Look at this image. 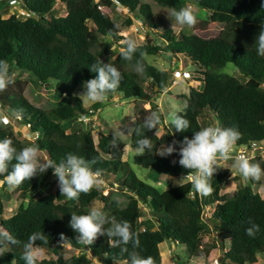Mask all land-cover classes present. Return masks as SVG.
<instances>
[{"label":"trees","instance_id":"trees-1","mask_svg":"<svg viewBox=\"0 0 264 264\" xmlns=\"http://www.w3.org/2000/svg\"><path fill=\"white\" fill-rule=\"evenodd\" d=\"M9 1L0 0V60L9 62L14 75L6 90L0 93V106L10 111L24 109V115L18 121L36 135L33 140H15V146L19 149L38 144L46 160L57 162L69 152L86 159L95 157L98 163L94 169L104 170V180L112 177L119 192L116 196H103L100 189L94 187L86 194L81 193L78 200L70 201L56 200L61 196L60 191L37 194L25 205L18 204L7 218L2 216L3 205L0 203V232L7 231L15 238L27 241L31 233L43 231L48 242L37 243L42 247L56 243L57 252L54 258H40L37 264H89L84 252L63 256L59 244L61 234L71 240L67 244L69 248L87 251L101 264H123L127 256H121L119 248L110 246L107 237H98L92 245L85 246L75 241L76 233L69 227L72 212L86 214L88 204L98 200L100 209L109 219L114 217L117 221L131 223L140 240L137 251L142 256H152L155 264H162L158 250L162 241L182 245L189 258L205 257L218 244L223 251L221 264L225 261L256 264V254L264 253V198L259 193L252 191L249 184L236 188L231 195L220 193L229 176L227 168L215 173L211 180L214 191L208 196H201L187 181L182 187L175 185L156 190L138 179L126 160H120L119 149L123 144L114 132L107 130L101 133L93 143L90 129H82L77 122L81 115L91 113L88 112L90 108L85 107L73 92L78 83L94 78L95 74L88 69L90 64L99 59L104 63L110 62L121 71L123 79L120 87L107 97L118 94L146 102L148 108L135 107L134 122L139 125L151 111H159L155 106L156 97H150L143 90L142 83L148 81L156 88L154 93H159L169 82L166 70L157 69L144 59L143 72L138 73L135 64L141 59L139 53L154 55L165 51L172 56L181 54L196 66L201 75L200 88L190 87L181 96L185 100L183 107L175 111L190 121V128L177 132L169 123L162 122L159 135H155V130H145L144 135L151 138L153 146L158 148L162 143L192 138L195 131L214 126L217 122L222 127H235L241 133L234 146L258 143L264 139V57L257 55L253 45L261 26H264V9L261 8L264 0H153L159 6L175 9H179L184 1L194 2L197 9L207 12L208 22L215 33L202 36L199 33L204 30L202 24L193 26L194 31L189 34H174L165 29L159 34L165 42L163 46L148 40L137 44V52L131 61L122 59L121 50L114 55L106 54L109 46L101 43L102 37L108 36L112 41L123 38L108 35L117 24L101 12L100 7L118 4L152 29L155 23L146 2L16 0L19 8L33 13V16L18 17L10 13ZM55 2L63 4V15L50 14ZM87 21L93 24V30L87 26ZM130 24L131 19L126 17L123 26ZM226 63H230L241 78L221 72ZM21 73L30 74L44 88L63 95L62 102L47 109L31 104L23 96L22 85L16 75ZM7 135V130L0 125V139ZM136 139L134 135L129 137L131 148L135 149ZM111 153L115 156L109 158ZM260 157L257 155L249 160L257 159L262 165ZM130 160L135 165L170 177L186 174L178 163H172L179 160L176 154L160 157L153 150L152 153L133 155ZM51 171L48 169L44 174L26 180L15 190L21 197L29 193L34 195L48 180ZM139 202L148 205L151 219L138 220ZM206 206H212V211L203 220L202 211ZM206 221L213 222L215 243L202 241L207 230ZM250 221L260 226L254 238L245 234ZM21 252L20 246L10 245L0 256V264H11L13 259L16 264H24L20 259ZM174 263L188 264L180 263L177 256Z\"/></svg>","mask_w":264,"mask_h":264},{"label":"clouds","instance_id":"clouds-1","mask_svg":"<svg viewBox=\"0 0 264 264\" xmlns=\"http://www.w3.org/2000/svg\"><path fill=\"white\" fill-rule=\"evenodd\" d=\"M196 8L197 4L189 2L179 10L171 9L169 15L175 21V24L172 23V30L176 24L189 28L195 26L197 23ZM261 8L264 9V3L261 4ZM118 29L119 25H115L108 35L113 37L118 35ZM121 43L126 45L121 49L122 59L131 61L137 52L136 41L127 39ZM253 48L259 57H264V26H261ZM139 55L141 59L136 61L135 70L142 73V59L147 53L141 51ZM88 69L95 76L82 82V92L78 98L83 104L104 102L109 93L115 92L120 87L123 79L122 73L114 64L104 63L99 59L90 64ZM175 72L184 73L183 70ZM11 82L10 64L7 60H0V92L6 90ZM23 115L24 109L22 108L14 109L7 114L0 112V124L6 126L10 123L11 118L19 120ZM80 119L87 120L88 117L81 115ZM164 122L173 126L177 132H185L190 128V121L177 112H170L164 118ZM161 123V113L154 110L145 116L141 124L137 125L133 121L134 126L126 128L127 135L121 130L116 135L137 137L134 151L139 155H144L145 152L152 153L153 150H155V155L160 157L178 155L179 160H173L172 163L174 165L178 163L186 170V174L181 175L179 180L175 181L178 187H182L187 181L191 182L193 189L201 196L210 195L214 191L211 180L219 168L218 160L232 159V167L245 179L259 181L264 175V169L259 163H251L248 158L233 153L235 151H233V146L241 138V133L237 128L222 127L217 122L214 126H207L195 131L192 138L184 137L182 141L174 140L171 144L162 143L157 149L153 146L151 138L145 136L144 133L145 130L147 132L155 130V135H159ZM239 146H235L236 149ZM40 153L41 149L38 144L18 149L11 137L6 136L0 139V176L3 177L0 179V185L7 184L10 189H15L26 180L30 181L32 178L44 174L48 169H52V174L58 180L61 196L69 200H78L81 193L86 194L94 187L98 188L104 183V170L94 169V165L98 163L95 157L86 159L69 152L57 162L51 159H40ZM10 166L11 171H9ZM106 225L108 226L106 227ZM69 227L76 233L75 241L85 246L92 245L98 237H107L110 246L119 248L121 256H127L123 264H155L152 256L145 257L137 251L140 248V240L132 230L131 223L127 220L117 221L114 217L109 219L100 208L93 206L86 214L72 212ZM259 231L260 226L250 221L249 227L245 229V234L254 238ZM37 241L47 243L48 237L43 231H37L31 233L27 241H21L7 231H2L0 232V256L5 254L10 245L20 246L22 248L20 259L24 261V264H37V261L44 255V248ZM70 242L71 240L63 234L60 235V247H64ZM11 264H16V260L13 259Z\"/></svg>","mask_w":264,"mask_h":264},{"label":"rangeland","instance_id":"rangeland-1","mask_svg":"<svg viewBox=\"0 0 264 264\" xmlns=\"http://www.w3.org/2000/svg\"><path fill=\"white\" fill-rule=\"evenodd\" d=\"M141 1L148 3L150 6L152 12V20L155 23V26L152 29H148V27L144 26L143 23L139 21L134 15L128 12L126 8L118 4L113 3L109 7H100L101 12L106 13L117 25H119L120 32L118 35L122 36L123 38L118 41H112L108 36L102 37L101 43L109 46V52H107L106 54H116L119 50L122 49L123 43H121V41L127 39H133L137 44H141L148 40L153 44H159L160 46H163L165 42L159 37V34L162 32L159 31L161 29H170L174 34H177L178 32L189 34L194 31L193 27L189 28L187 26H180L178 24H176L174 29L172 30V23L175 24V21L172 20L169 15L171 9H173L172 7L159 6L153 0ZM187 3L189 2L184 1L181 7L186 5ZM8 6L10 13H14L16 16L21 17V15H19L20 8L17 3H10V5L8 4ZM64 12L65 9L63 4L55 2L50 11V14L63 15ZM195 14L197 18L196 24H202L204 26V30L199 33L202 36L213 35L215 33L214 28L208 22L207 12L196 8ZM168 16L171 21L168 19ZM126 17H129L131 19V24L129 26H123V20ZM86 24L90 29H94V26L91 22L87 21ZM195 31L197 32V29ZM143 59L148 64L156 67L157 69L166 70L169 73L168 80L170 79V76H176L173 82H168V85L159 93H154L156 88L154 86H151L148 81L142 83L143 90L150 97H156V99L154 100L155 106L162 114V122L167 123L164 122V118H166L170 112H175L183 107L185 100L181 96L185 95L190 87L200 88L201 82L199 81V78L201 75L198 73V69L196 68V66L193 65V63L188 58L181 54L172 56L169 52L158 51L154 55L144 56ZM176 70H183L184 73L181 74H184L186 76H180V78H178V73H175ZM220 71L241 78V76L230 63H226ZM16 75L18 77V80H20L21 82L23 96L34 106L41 109H47L62 102L64 98L63 95L53 92L52 89L44 88L41 84L34 80L30 74L21 73L19 75ZM81 92L82 82L78 83L73 92V95L78 97ZM83 105L90 108L91 113H88L87 120L79 119L77 120V122L82 129H90L93 143L97 141L98 136L101 133H105L107 130L112 131L115 134H117L121 130L125 133V135H127L126 128L128 126H133L132 122L134 121L135 107L148 108V104H146V102H144L143 100L134 97H122V95H118V99L116 100H110L109 97H107L104 102L88 103ZM0 112L7 114L11 111L6 107L0 106ZM0 125L7 130V137H11L13 141H22L23 139L33 140L34 138H36L35 133L30 132L27 126L22 125L17 119L11 118L10 123L6 126L2 124ZM160 133L161 130L159 128V134ZM129 137L130 136H119L123 144V146L119 149V157L120 160H126L128 162L129 167L135 174V176L144 183L153 186L158 191H162L168 186H175V181L179 180L180 176L170 177L162 173H156L150 168L135 165L131 162V157L133 155L139 154L134 151V148H131L129 146ZM260 146L263 148V154L262 158L260 157L261 159L259 160L262 162L261 168L264 169V140L260 143ZM234 150H236L235 146H233V151ZM113 156H115V154L113 153L108 155L109 158H112ZM40 159L46 160V155L43 151H41L40 153ZM250 162L258 163L257 159L250 160ZM217 164L219 166L217 171L223 168H227L229 170V176L225 182L224 187L219 190L220 193L231 195L236 188L241 187L245 184H249L252 191L259 193V195L264 198V175L261 176L259 181L254 180V182L250 183L247 179L243 178L235 168L232 167V159H229L227 161L218 160ZM112 180V177H109L108 179L104 180V183L101 186L98 187L103 196H107L108 194H111V196H116V194L119 192L115 184H113ZM56 191H60L58 187V180L52 173L45 184L39 190H37L34 195L32 193H29L25 197H21V195L15 189H10L7 184H2L0 185V203L3 205L2 216L4 218H7L15 211L18 204L25 205L29 198L34 197L37 194H55ZM56 200L70 201L63 196H60L59 198L56 197ZM93 206L101 208L100 201L92 200L87 206V211H89V209ZM138 206L140 208L139 218L148 216L151 219V210L148 205L139 202ZM211 211L212 206H206L204 208V210L202 211L203 220H206V218L209 217ZM207 223V230L203 234L202 241L207 244L211 242L215 243L214 240L216 239V231L214 229L213 222L208 221ZM224 246H227V241L224 242ZM43 248L44 255L41 258L55 257V254L57 252L56 243L44 246ZM61 248L64 257L71 254L84 252L85 256H87V258L89 259V264H101V262L90 256L87 251L75 250L69 248L67 245ZM8 249H6V251ZM159 253L162 261L161 263L163 264H168L169 262L171 264H175L174 262L176 260V256L178 257L180 263L188 262V264H196L197 262L195 259L189 258L187 256L182 245L170 243L168 241H164V244H161L159 246ZM210 253L218 256V259L220 260L223 251L220 250V246L216 244L215 247L210 250ZM256 264H264V253L256 254Z\"/></svg>","mask_w":264,"mask_h":264},{"label":"built area","instance_id":"built-area-1","mask_svg":"<svg viewBox=\"0 0 264 264\" xmlns=\"http://www.w3.org/2000/svg\"><path fill=\"white\" fill-rule=\"evenodd\" d=\"M15 2H16V0H10L9 4L10 3L14 4ZM19 15H21V17H28V16H33V13L30 11H25L23 9H20ZM181 72H179V74H181ZM13 75H14V72L11 73V76H13ZM175 78H176V76L171 77L170 82H173V80ZM262 86L264 87V83H262ZM88 112H91V110H89ZM84 116H87V115H84ZM233 153L235 155H242L248 159H251L257 155H262L263 148L260 146V143L251 142L247 146L246 145H240ZM51 173H53V170L51 171ZM138 220H140V218H138ZM142 229L143 228H141V230ZM192 259H195L197 261L196 264H221L220 260L218 259V256L213 255L210 252L205 257L201 256V257H196V258H192ZM228 263H229L228 261H225L223 264H228Z\"/></svg>","mask_w":264,"mask_h":264},{"label":"crops","instance_id":"crops-1","mask_svg":"<svg viewBox=\"0 0 264 264\" xmlns=\"http://www.w3.org/2000/svg\"><path fill=\"white\" fill-rule=\"evenodd\" d=\"M260 164V163H259ZM261 165V164H260ZM148 219H150L148 216H144V217H141L140 218V221L142 222V221H145V220H148ZM161 244H164V241H162L161 243H159L158 244V250H159V246L161 245ZM167 251V250H166ZM160 254V253H159ZM91 256V255H90ZM87 257V256H86ZM95 259V258H94ZM161 259V258H160ZM89 260V259H88ZM162 262V261H161ZM163 264V263H162ZM168 264H171L170 262L168 263Z\"/></svg>","mask_w":264,"mask_h":264},{"label":"water","instance_id":"water-1","mask_svg":"<svg viewBox=\"0 0 264 264\" xmlns=\"http://www.w3.org/2000/svg\"><path fill=\"white\" fill-rule=\"evenodd\" d=\"M122 97H127V96H122ZM109 99H110V100H116V99H118V94L111 95V96L109 97Z\"/></svg>","mask_w":264,"mask_h":264},{"label":"bare ground","instance_id":"bare-ground-1","mask_svg":"<svg viewBox=\"0 0 264 264\" xmlns=\"http://www.w3.org/2000/svg\"><path fill=\"white\" fill-rule=\"evenodd\" d=\"M178 76H186V75H184V74H180V75H179V73H178Z\"/></svg>","mask_w":264,"mask_h":264}]
</instances>
